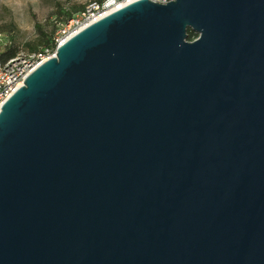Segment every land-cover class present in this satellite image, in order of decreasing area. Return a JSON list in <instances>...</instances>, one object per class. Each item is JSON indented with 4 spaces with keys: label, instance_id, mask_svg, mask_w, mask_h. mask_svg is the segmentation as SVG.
Returning a JSON list of instances; mask_svg holds the SVG:
<instances>
[{
    "label": "water",
    "instance_id": "obj_1",
    "mask_svg": "<svg viewBox=\"0 0 264 264\" xmlns=\"http://www.w3.org/2000/svg\"><path fill=\"white\" fill-rule=\"evenodd\" d=\"M0 264H264V0H135L33 70Z\"/></svg>",
    "mask_w": 264,
    "mask_h": 264
},
{
    "label": "built area",
    "instance_id": "obj_2",
    "mask_svg": "<svg viewBox=\"0 0 264 264\" xmlns=\"http://www.w3.org/2000/svg\"><path fill=\"white\" fill-rule=\"evenodd\" d=\"M130 3L135 0H105L103 3L94 2L84 11L77 14L67 24L61 27L56 36V48L50 52L28 53L18 52L14 57L2 59L3 50L0 49V110L7 99L20 88L26 77L44 61L55 55L58 46L86 26L120 8L119 3ZM158 3H168L173 0H152ZM126 3V4H127Z\"/></svg>",
    "mask_w": 264,
    "mask_h": 264
},
{
    "label": "rangeland",
    "instance_id": "obj_3",
    "mask_svg": "<svg viewBox=\"0 0 264 264\" xmlns=\"http://www.w3.org/2000/svg\"><path fill=\"white\" fill-rule=\"evenodd\" d=\"M95 0H0V49L13 45L28 52L27 43L37 37V25L54 28L57 3L89 6ZM29 53V52H28Z\"/></svg>",
    "mask_w": 264,
    "mask_h": 264
},
{
    "label": "trees",
    "instance_id": "obj_4",
    "mask_svg": "<svg viewBox=\"0 0 264 264\" xmlns=\"http://www.w3.org/2000/svg\"><path fill=\"white\" fill-rule=\"evenodd\" d=\"M105 0H95L96 3H103ZM85 5L77 4H61L57 3L56 10L54 12L55 21L54 28L51 31H46L41 25H37V37L34 41L28 42L27 48L29 53H44L46 50L50 52L56 48V36L58 30L73 19L77 14L86 9ZM189 40L193 41L197 38V34L193 31H189ZM19 47L9 46L3 51L2 59L14 57L19 52Z\"/></svg>",
    "mask_w": 264,
    "mask_h": 264
},
{
    "label": "bare ground",
    "instance_id": "obj_5",
    "mask_svg": "<svg viewBox=\"0 0 264 264\" xmlns=\"http://www.w3.org/2000/svg\"><path fill=\"white\" fill-rule=\"evenodd\" d=\"M126 3H127L126 1H124V2H122V3H119L118 7H122V6L125 5Z\"/></svg>",
    "mask_w": 264,
    "mask_h": 264
}]
</instances>
